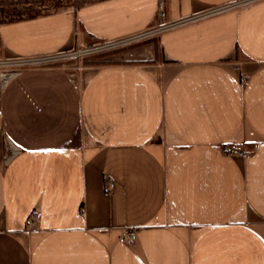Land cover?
I'll list each match as a JSON object with an SVG mask.
<instances>
[{"label":"crops","instance_id":"0c3cea01","mask_svg":"<svg viewBox=\"0 0 264 264\" xmlns=\"http://www.w3.org/2000/svg\"><path fill=\"white\" fill-rule=\"evenodd\" d=\"M235 1L90 0L0 23L5 52L35 58L203 15L157 33L156 68L0 78V264H264V0L208 13Z\"/></svg>","mask_w":264,"mask_h":264},{"label":"rangeland","instance_id":"374dc122","mask_svg":"<svg viewBox=\"0 0 264 264\" xmlns=\"http://www.w3.org/2000/svg\"><path fill=\"white\" fill-rule=\"evenodd\" d=\"M86 1L90 0H0V23L19 16L27 17L34 9L46 13L62 6H77ZM160 26L150 27L149 30L119 41L96 40L57 53L35 56L40 59L35 64H27L24 57L8 54L0 43V78L1 74L18 72L35 65L57 66L75 76L77 80H83L95 68L108 63L138 62L156 68L160 62L165 61L156 31Z\"/></svg>","mask_w":264,"mask_h":264},{"label":"built area","instance_id":"2783aa9c","mask_svg":"<svg viewBox=\"0 0 264 264\" xmlns=\"http://www.w3.org/2000/svg\"><path fill=\"white\" fill-rule=\"evenodd\" d=\"M248 2H251V0H237V1L230 3V4H225V5L216 7V8H212V9L208 10V13H216V12L222 11L223 9L236 7L237 5L245 4ZM208 13H206V14H208ZM160 14L162 15V17H164L165 12H161ZM201 16H203V15H194L193 17L181 19L177 22H168V23L161 25L159 28L156 29V31L158 33L160 31L164 30L166 27L177 26L181 23H185L187 21L194 20V18H198ZM39 61H40V59H37V58H35V59L25 58L24 59V62L27 64H35V62H39ZM5 145H6V148L8 151L4 155V162L7 163L9 161V159L12 156H14L17 152H19L20 150L18 147L14 146L10 140H6ZM221 150L225 154L228 153V154H235V155H241V156L247 153L246 149L243 146H239L236 143H227V144L222 146ZM113 186H114L113 179L110 177H107L106 184H105V190L110 193V192H112ZM136 237H137V233L135 232V230L125 231L121 235V239H123L124 241H127V242H134L136 240Z\"/></svg>","mask_w":264,"mask_h":264},{"label":"trees","instance_id":"16d2710c","mask_svg":"<svg viewBox=\"0 0 264 264\" xmlns=\"http://www.w3.org/2000/svg\"><path fill=\"white\" fill-rule=\"evenodd\" d=\"M38 14H40V9H34L33 12L30 13V15L27 16V17H34V15H38ZM19 15H21V14H19ZM19 18H22V16H19L17 18H11L10 20H16V19H19Z\"/></svg>","mask_w":264,"mask_h":264},{"label":"bare ground","instance_id":"6f19581e","mask_svg":"<svg viewBox=\"0 0 264 264\" xmlns=\"http://www.w3.org/2000/svg\"><path fill=\"white\" fill-rule=\"evenodd\" d=\"M16 72H11V73H7V74H1V78H2V80H4V82H6L7 81V79L11 76V75H13V74H15Z\"/></svg>","mask_w":264,"mask_h":264}]
</instances>
